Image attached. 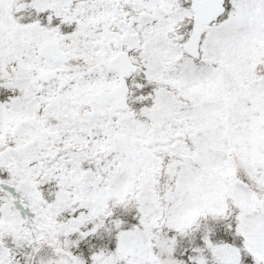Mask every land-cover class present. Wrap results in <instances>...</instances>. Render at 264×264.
Segmentation results:
<instances>
[{
    "label": "snow or ice",
    "instance_id": "6c2138e0",
    "mask_svg": "<svg viewBox=\"0 0 264 264\" xmlns=\"http://www.w3.org/2000/svg\"><path fill=\"white\" fill-rule=\"evenodd\" d=\"M0 264H264V0H0Z\"/></svg>",
    "mask_w": 264,
    "mask_h": 264
}]
</instances>
